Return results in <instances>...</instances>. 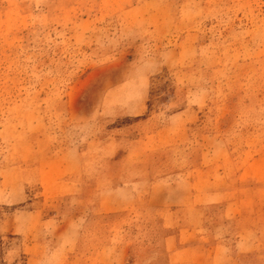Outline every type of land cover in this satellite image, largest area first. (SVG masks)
Returning a JSON list of instances; mask_svg holds the SVG:
<instances>
[{
    "label": "rangeland",
    "instance_id": "374dc122",
    "mask_svg": "<svg viewBox=\"0 0 264 264\" xmlns=\"http://www.w3.org/2000/svg\"><path fill=\"white\" fill-rule=\"evenodd\" d=\"M226 177L264 216V0H0V264L159 259L157 213L104 209Z\"/></svg>",
    "mask_w": 264,
    "mask_h": 264
},
{
    "label": "crops",
    "instance_id": "0c3cea01",
    "mask_svg": "<svg viewBox=\"0 0 264 264\" xmlns=\"http://www.w3.org/2000/svg\"><path fill=\"white\" fill-rule=\"evenodd\" d=\"M145 163L151 171L150 161ZM224 179V182L212 180L210 188H198L195 183L184 186L183 182L182 189L189 199L174 206L148 200H129L126 204L129 206H123L124 203L115 200L113 207L104 209L114 213L127 209L136 215L144 210L157 213L160 226L156 225L168 231L162 237L159 259H150L151 254L147 253L145 260L135 259L130 263L132 253L126 243L95 249L88 257H96L97 264H254L248 259L253 256L264 264V216L257 209L256 217L247 223L244 201L236 199L228 178ZM212 208H220L221 216L210 218ZM83 257L84 254L73 257L67 252L66 264H83Z\"/></svg>",
    "mask_w": 264,
    "mask_h": 264
}]
</instances>
